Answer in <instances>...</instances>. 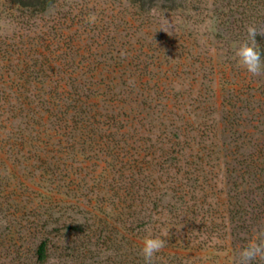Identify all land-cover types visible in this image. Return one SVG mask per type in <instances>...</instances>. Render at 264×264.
Wrapping results in <instances>:
<instances>
[{"label": "rangeland", "instance_id": "374dc122", "mask_svg": "<svg viewBox=\"0 0 264 264\" xmlns=\"http://www.w3.org/2000/svg\"><path fill=\"white\" fill-rule=\"evenodd\" d=\"M247 25L264 28V0H52L44 10L0 0V95L18 98L0 106L4 233L12 213L24 222L73 205L155 235L147 223L183 190L198 218L219 219L224 156L264 140V76L232 58ZM74 79L87 121L31 124L39 107L23 93L72 94Z\"/></svg>", "mask_w": 264, "mask_h": 264}, {"label": "trees", "instance_id": "16d2710c", "mask_svg": "<svg viewBox=\"0 0 264 264\" xmlns=\"http://www.w3.org/2000/svg\"><path fill=\"white\" fill-rule=\"evenodd\" d=\"M8 1L38 10L46 9L52 2ZM75 80L69 84L70 89L75 87L72 94L56 91L46 97L42 93L24 92L25 103L39 107L30 111L29 122L40 125L47 117H54L62 128L63 124L69 127L73 121L78 124L87 121L80 110L87 106L89 96L79 90L80 84ZM12 96L11 93L0 95L1 110H5V104L18 100L14 101ZM5 116L7 113L0 111V121ZM234 147L242 152L225 148L232 153L224 156V164L231 173L224 172L228 173V180L223 178L227 182L224 186L226 191L223 189L220 194L219 219L208 215V212L205 213L207 216L198 218L199 211L195 205L181 203L185 196L183 190L168 195L167 198L174 201L161 206L156 213L157 219L147 223L150 227L158 226L155 235L165 231L169 233L164 238L167 246L156 255L154 264H237L240 250L253 236L264 231V140ZM229 184L233 185L231 189ZM48 209L50 211L43 214L33 209V219L24 222H16L19 213L10 214L7 225L10 228L6 233L0 225V264H144L140 249L148 230L131 232V223L126 219L101 217L94 212L90 214L84 207L71 205L57 211L53 207ZM141 214L138 218L144 221ZM217 224H220V230ZM180 226L187 229L177 230ZM215 226L217 231L212 230ZM103 249L110 251V257L94 262L96 254H93ZM253 264L261 262L257 260Z\"/></svg>", "mask_w": 264, "mask_h": 264}, {"label": "clouds", "instance_id": "9594fccd", "mask_svg": "<svg viewBox=\"0 0 264 264\" xmlns=\"http://www.w3.org/2000/svg\"><path fill=\"white\" fill-rule=\"evenodd\" d=\"M96 19L95 14H89L87 22L94 24ZM246 33L247 40L233 44L232 58L236 61L237 67L245 71L249 78L264 76V58H262L260 47L256 41L257 35L264 36V28L247 25ZM124 56L126 53L122 52L121 57ZM168 235V231H165L160 235H146L142 239L140 254L144 264H154L156 255L167 246L164 238ZM238 257L237 264H253L257 260L264 264V231L253 236L247 245L240 250Z\"/></svg>", "mask_w": 264, "mask_h": 264}]
</instances>
